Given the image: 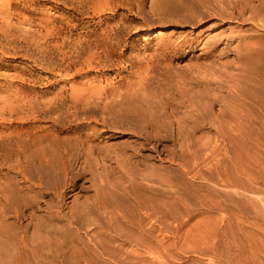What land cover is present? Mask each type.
I'll use <instances>...</instances> for the list:
<instances>
[{
  "label": "rangeland",
  "instance_id": "rangeland-1",
  "mask_svg": "<svg viewBox=\"0 0 264 264\" xmlns=\"http://www.w3.org/2000/svg\"><path fill=\"white\" fill-rule=\"evenodd\" d=\"M0 264H264V0H0Z\"/></svg>",
  "mask_w": 264,
  "mask_h": 264
},
{
  "label": "bare ground",
  "instance_id": "bare-ground-1",
  "mask_svg": "<svg viewBox=\"0 0 264 264\" xmlns=\"http://www.w3.org/2000/svg\"><path fill=\"white\" fill-rule=\"evenodd\" d=\"M262 24V23H261Z\"/></svg>",
  "mask_w": 264,
  "mask_h": 264
}]
</instances>
